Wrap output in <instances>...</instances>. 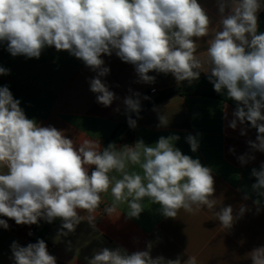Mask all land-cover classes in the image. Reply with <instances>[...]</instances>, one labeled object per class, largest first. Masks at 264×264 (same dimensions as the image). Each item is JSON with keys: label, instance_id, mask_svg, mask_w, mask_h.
Returning a JSON list of instances; mask_svg holds the SVG:
<instances>
[{"label": "clouds", "instance_id": "clouds-1", "mask_svg": "<svg viewBox=\"0 0 264 264\" xmlns=\"http://www.w3.org/2000/svg\"><path fill=\"white\" fill-rule=\"evenodd\" d=\"M216 9L219 30L208 40L210 69L205 75L217 94L226 92L235 102L228 127H239L241 136L256 130L255 140H247L249 151L237 156L245 166L256 159V152L264 153V31H258L264 0H216ZM211 23L200 0H0V45H6L12 57L26 59H39L50 47L68 52L95 73L88 80L89 90L104 107L120 97L105 80L111 69L103 57L115 54L133 65L136 83L154 84L156 76L149 73L155 72L191 85L200 79L205 64L195 55L197 41L209 35ZM6 75L10 69L0 66V76ZM128 91L122 100L124 115L129 128L135 129L142 118L141 94ZM20 105L8 85L0 86V217L7 218H0V228L4 230L10 228L8 220L39 226L41 221L52 224L57 219L61 221L58 236H69L85 219L96 229L101 193L110 186L113 202L104 209L109 218L119 219L118 206L126 202V218L139 219L147 198L160 206L157 212L165 219H176L181 209L195 214L207 208L230 233L251 211L244 203L217 209L212 168L175 147L178 135L161 136L154 146L139 139L119 147L112 142L101 150L97 142L77 143L65 130L42 126L28 118ZM115 111L119 113L120 107ZM153 111L157 128L167 127L169 121L160 108ZM200 136L185 137L193 153L200 147ZM229 152L235 154V149ZM129 164L138 165L142 174L129 172ZM112 172L120 178L109 175ZM250 175L255 178L251 190L264 197V162ZM242 199L249 200V194L243 193ZM253 202L259 214V201ZM78 210L87 211V217ZM158 240L134 252L122 246L94 249L84 257L85 264H197L196 257L185 259L184 252L175 259L153 257ZM10 251L11 264H57L42 238L26 246L13 241ZM246 255L251 264H264V245Z\"/></svg>", "mask_w": 264, "mask_h": 264}, {"label": "crops", "instance_id": "crops-1", "mask_svg": "<svg viewBox=\"0 0 264 264\" xmlns=\"http://www.w3.org/2000/svg\"><path fill=\"white\" fill-rule=\"evenodd\" d=\"M200 3L208 10L212 23L209 35L197 41L195 55L205 64L200 79L191 85L187 82L177 84L171 74L157 75L155 72L149 73L156 76L154 84L136 83L133 65L122 62L115 54L105 56L106 65L111 69L105 80L120 100L104 107L96 102L95 94L89 90L88 80L95 73L68 52H57L50 47L42 52L39 59H26L23 56L12 57L6 45H0V66L10 69V75L0 76V86H9L14 98L21 101L20 106L28 118H34L42 126L52 125L65 130V134L77 143L85 139L97 142L101 150L109 140L118 147L131 145L139 139L154 146L161 136L178 135L180 139L173 141L175 147L212 168L217 209L223 204L237 207L244 203L251 211L234 225L230 233L219 226L213 211L207 208L195 214L181 209L176 219H165L157 212L160 206L147 198L142 202L144 212L139 219L126 218L129 211L126 202L118 206L119 219L116 215L109 218L104 209L113 202L110 186L108 192L101 193V204L95 213L96 229L90 227L85 219L75 232L62 237L56 235L61 224L59 219L52 224L41 221L39 226L16 225L13 220H8L10 228H0V264H11L10 245L13 241L26 246L42 238L49 252L57 257V264H85L84 257L90 256L94 249L122 246L134 252L144 250L146 242L157 241V237L159 240L152 249L153 257L163 255L175 259L184 252L185 259L194 256L197 264H251L246 254L264 245V197L251 190L255 178L250 173L252 168H258L264 162V153L256 152V159L245 166L237 160V156L249 151L247 140H255L256 130L249 129L246 136H241L239 127L236 130L228 127L235 102L230 104L216 97L212 84L207 80L205 74L210 69L206 55L208 40L219 30V16L216 0H200ZM176 87H181L183 93L141 113L137 127L129 128L122 100L129 95L130 88L141 94L143 105L147 101L143 100L144 95L152 99L157 93ZM118 106L119 113L115 111ZM154 107L160 108L169 121L167 127L157 128L159 121ZM225 112L227 120L224 119ZM133 114L132 118L136 119ZM196 133L201 134L200 147L193 153L185 137ZM113 135L115 137L111 139ZM230 148L235 149V154L229 152ZM128 171L142 174L138 165L129 164ZM109 175L120 178L115 172ZM245 192L250 196L247 201L242 199ZM254 200H258L261 206L259 214L256 213ZM78 212L83 217L88 215L85 210ZM69 241L70 250L67 251Z\"/></svg>", "mask_w": 264, "mask_h": 264}, {"label": "trees", "instance_id": "trees-1", "mask_svg": "<svg viewBox=\"0 0 264 264\" xmlns=\"http://www.w3.org/2000/svg\"><path fill=\"white\" fill-rule=\"evenodd\" d=\"M258 31H264V11H262L259 14ZM182 93H183V91H182L181 87H176V88L167 89L165 91H161V92L157 93V95L155 97H153L150 100H147L142 105V111H141V113H143L146 110L150 109L154 105H156V104H158V103L166 100L167 98H170V97L175 96V95H180ZM214 95L216 97H218V98L226 101V102H229L230 104H233V101L227 97L226 92L222 93L221 95L220 94H217L215 92ZM133 116L136 117L135 114H133ZM114 137H115V135H113V137L111 139H113ZM111 142H112V140L107 141V143L105 144L104 148L107 147V145L109 143H111Z\"/></svg>", "mask_w": 264, "mask_h": 264}]
</instances>
